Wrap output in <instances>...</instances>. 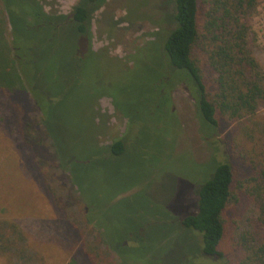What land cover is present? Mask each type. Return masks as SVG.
Returning a JSON list of instances; mask_svg holds the SVG:
<instances>
[{"label":"rangeland","instance_id":"obj_1","mask_svg":"<svg viewBox=\"0 0 264 264\" xmlns=\"http://www.w3.org/2000/svg\"><path fill=\"white\" fill-rule=\"evenodd\" d=\"M39 1L48 13L63 15H70L81 2ZM174 13V0H106L92 13V43L80 39L83 42L73 48L71 32L61 30L62 39L69 42L49 56L59 59L64 86H57L60 99L54 100L56 123L51 129L68 159L83 160L79 170L94 182L96 195L102 185L108 199L119 195L110 204L104 196L95 195V201L101 224L111 231L124 230L126 259L137 255L146 264H224L204 256L200 234L179 222L181 215L196 212L200 185L215 162L226 159L222 154L228 151L226 136L217 138L216 144L204 141L196 102L186 85L177 84L179 77L167 83L162 74L154 73V69L163 71L164 65L155 52L144 49L164 42L175 28ZM252 27L254 52L264 67V2ZM170 89L171 104L166 106L161 97ZM260 115L264 119V109ZM27 122H41L29 94L2 90L0 264H90L82 250L89 228L77 200L80 193L72 188L67 172L54 162L50 167L46 164L54 149L26 143ZM126 135L130 139L127 155L107 161L99 154L101 146ZM215 148L219 149L216 156ZM257 215L246 199L228 208L220 247L227 259H237L235 238L245 230L247 220ZM12 225L22 241L14 252H6L1 239L17 240ZM137 237L136 253L126 252ZM114 259L122 264L117 256Z\"/></svg>","mask_w":264,"mask_h":264},{"label":"trees","instance_id":"obj_2","mask_svg":"<svg viewBox=\"0 0 264 264\" xmlns=\"http://www.w3.org/2000/svg\"><path fill=\"white\" fill-rule=\"evenodd\" d=\"M263 2L174 0L175 28L162 44L150 43L144 48L155 52L164 65V72L154 69V73L162 74L167 83L179 77L177 84L186 85L196 102L204 141L216 144L217 138L226 136L228 151L222 153L226 159L213 161L214 170L197 192L196 212L181 215L179 222L182 228L200 234L204 256L224 264H264V119L260 115L264 109V67L254 52L252 27ZM105 3L106 0H81L70 15H63L48 13L39 0H0V93L26 92L38 109L40 125L26 123L25 141L39 149H54L46 164L54 162L67 172L72 188L79 191L77 200L89 228L84 233L82 250L90 264H116V256L122 264H146L137 255L124 257V230L117 227L111 231L101 224L94 182L79 170L83 160L76 162L74 156L68 159L51 129L56 123L54 100L60 99L57 86H64L59 59L49 56L55 49L58 51L57 46L69 41L73 48L83 42L80 39L85 44L92 43V13ZM68 29L69 41L60 35L61 30ZM155 75L159 79V74ZM171 89L161 97L166 106L171 104ZM128 140L126 135L110 146H101L99 154L107 161L124 157L129 153ZM218 151L215 148L213 152L218 155ZM42 162L37 166L40 169L44 168ZM106 191V185H102L96 196L107 198ZM117 195L107 198L109 204ZM242 199L249 201L258 215L249 218L245 230L235 238L233 245L238 255L231 261L220 251L226 232L225 215ZM11 228L17 240L1 239L6 252H14L18 241H22L21 235L17 237V226ZM135 240L128 244L126 252L137 250L135 242L139 238Z\"/></svg>","mask_w":264,"mask_h":264}]
</instances>
